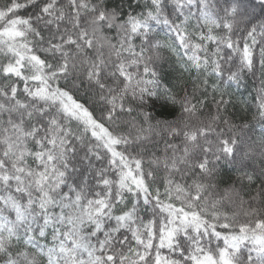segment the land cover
<instances>
[{"label": "snow or ice", "instance_id": "obj_1", "mask_svg": "<svg viewBox=\"0 0 264 264\" xmlns=\"http://www.w3.org/2000/svg\"><path fill=\"white\" fill-rule=\"evenodd\" d=\"M0 264H264V0H5Z\"/></svg>", "mask_w": 264, "mask_h": 264}, {"label": "trees", "instance_id": "obj_2", "mask_svg": "<svg viewBox=\"0 0 264 264\" xmlns=\"http://www.w3.org/2000/svg\"><path fill=\"white\" fill-rule=\"evenodd\" d=\"M4 2L5 0H0V5H3ZM166 55L170 56L169 64L164 65V68L168 72V82L172 84L181 80L188 81L190 79L189 74L180 68L177 58L175 56H171L168 53H166ZM191 75L194 76L196 73L193 72ZM254 83L257 86L259 85L258 80L254 81L252 77H248L244 80L240 88L232 86V88L229 90L231 93V104L228 106L226 115L232 118L237 124L250 122L257 129H259L260 124L257 120L253 119V113L256 111L253 101V98L256 95V88L253 87ZM208 91L211 93V88H209ZM225 98L228 99L227 96ZM207 105L208 106L205 109V112H215V106L212 104L211 96L208 97ZM239 175L240 174L236 173L229 165L220 163L216 179L210 181V183L214 185V187L210 190L212 193V197L210 198L220 199L221 197H226L228 195L229 188H240L241 181L239 179ZM243 187L245 199L249 198V194H255L254 186L250 189L248 187L247 180L243 181ZM223 203L224 210H227L229 213L235 210V206L232 205L227 199H224ZM240 219H244V217L241 216Z\"/></svg>", "mask_w": 264, "mask_h": 264}]
</instances>
